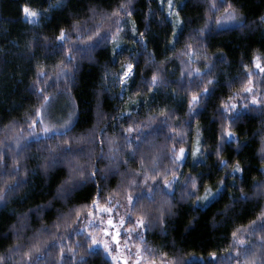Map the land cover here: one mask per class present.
I'll return each mask as SVG.
<instances>
[{
    "label": "trees",
    "instance_id": "obj_1",
    "mask_svg": "<svg viewBox=\"0 0 264 264\" xmlns=\"http://www.w3.org/2000/svg\"><path fill=\"white\" fill-rule=\"evenodd\" d=\"M261 68L264 0H0V264H113L129 195L146 261L264 264Z\"/></svg>",
    "mask_w": 264,
    "mask_h": 264
},
{
    "label": "rangeland",
    "instance_id": "obj_2",
    "mask_svg": "<svg viewBox=\"0 0 264 264\" xmlns=\"http://www.w3.org/2000/svg\"><path fill=\"white\" fill-rule=\"evenodd\" d=\"M161 3L172 15V0H161ZM74 120L75 110L71 102L57 99L49 103L48 108L44 113L42 112L39 122L49 129V133H60L65 131ZM185 152L180 155L181 160L184 158ZM209 201L210 199L205 197L198 205L205 206ZM131 206L132 204L129 202L125 205L111 207V211L108 213L101 209L104 211V218L101 221L93 220L91 224L93 228L88 234L91 247L93 250L101 251L113 264H155L143 259L140 242L142 225L132 217ZM103 213L101 212L100 215ZM109 219L112 220L111 225L108 223ZM121 219L124 221L123 224L120 223ZM105 229H107V233ZM114 236L117 237L116 240H113ZM105 243L108 245L107 249L104 246Z\"/></svg>",
    "mask_w": 264,
    "mask_h": 264
},
{
    "label": "snow or ice",
    "instance_id": "obj_3",
    "mask_svg": "<svg viewBox=\"0 0 264 264\" xmlns=\"http://www.w3.org/2000/svg\"><path fill=\"white\" fill-rule=\"evenodd\" d=\"M25 12H26L27 15L32 16V17H35V16L37 15L35 12H30L27 8L25 9ZM226 19H228V20H233V21H234V20H236V16H235L234 13H233V14H229V15L226 17ZM218 23H219V21H218ZM61 37H63V33L61 34ZM256 67H257V68H260V64L258 63V64L256 65ZM261 71H264V68H261ZM155 79H156V77H153V80H154V81H155ZM247 91H251V89H247ZM195 99H196V97H193V100H195ZM254 102H255V101H254ZM44 131H45V132H48L49 129L45 128ZM227 135H228L229 139H231L232 133L229 132ZM180 152H181V155H183L184 150L181 149ZM235 170H236V171H240V169H239L238 167H237ZM171 184H172V181H169V180H167V179L164 180V185H165V187H171ZM127 198H128V200H129L130 203L134 200V197H133L132 195H129ZM94 203H95V202H94ZM104 211L110 212L111 209H110V208H106V209H104ZM108 223L111 225V224H112V220L109 219V220H108ZM120 223H121V224L124 223L123 219H121ZM137 223H138V224H143V220L141 219V220L137 221ZM105 232L107 233V229H105ZM117 235H118V234H117ZM116 239H117V237L114 236V237H113V240H116ZM93 242L96 243L95 241H93ZM104 246H105L106 249L108 248L107 243H105ZM211 255H212L213 257L215 256L214 253H212ZM114 259H115V258H114Z\"/></svg>",
    "mask_w": 264,
    "mask_h": 264
},
{
    "label": "bare ground",
    "instance_id": "obj_4",
    "mask_svg": "<svg viewBox=\"0 0 264 264\" xmlns=\"http://www.w3.org/2000/svg\"><path fill=\"white\" fill-rule=\"evenodd\" d=\"M160 141V140H159ZM146 144V143H145ZM164 173V172H163ZM133 174V173H132Z\"/></svg>",
    "mask_w": 264,
    "mask_h": 264
}]
</instances>
